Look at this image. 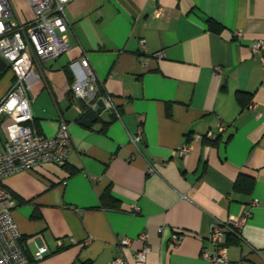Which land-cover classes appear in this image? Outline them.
<instances>
[{
    "label": "crops",
    "instance_id": "1",
    "mask_svg": "<svg viewBox=\"0 0 264 264\" xmlns=\"http://www.w3.org/2000/svg\"><path fill=\"white\" fill-rule=\"evenodd\" d=\"M17 1L27 10L15 17L30 18L28 3ZM65 12L69 48L39 61L31 112L46 136L65 120L73 148L65 166L46 162L2 181L24 254L46 245L33 264H108L127 236L124 256L136 264V237L146 233L144 264H210L201 250L213 223L239 219L255 200L227 256L229 264H264V65L249 49L264 38V0H70ZM207 17L222 30L209 29ZM82 55L119 113L103 112L90 127L71 106L66 71ZM208 130L214 140L194 137ZM138 132L135 146L130 135ZM239 174L253 178L248 193L234 189ZM107 188L119 209L99 206ZM177 230L184 236L174 245Z\"/></svg>",
    "mask_w": 264,
    "mask_h": 264
},
{
    "label": "built area",
    "instance_id": "2",
    "mask_svg": "<svg viewBox=\"0 0 264 264\" xmlns=\"http://www.w3.org/2000/svg\"><path fill=\"white\" fill-rule=\"evenodd\" d=\"M25 1L32 14L30 18L20 20L15 17L12 0H0V58L5 63L0 74L2 71L12 74L11 83L0 98V264H30L19 245L21 233L12 214V196L2 185L3 179L17 171L33 170L46 162L64 166L73 148L69 124L65 120L59 121L53 135L46 136L34 126L31 112L33 88L42 79L39 61L56 57L69 48L66 33L70 29V22L65 8L70 0ZM155 13L160 15V8ZM235 36L239 38L241 34L235 33ZM249 49L253 57L264 65V38L256 39ZM153 55L161 58L164 53L158 51ZM68 70L71 75V106L80 116L90 110L96 111L100 102L103 110L98 116L106 111L119 115L111 95L105 91L85 55L70 60ZM223 129L221 124L217 132ZM217 132L208 130L204 134L197 133L194 137L212 141ZM130 141L135 146L138 145L142 141V133L130 135ZM189 148L190 143L186 142L177 148L176 153L183 156ZM154 171V167L149 164L147 172ZM254 205L255 200L237 220L213 223L208 244L201 250V257L210 264H229L225 234L231 233L242 239L241 228L251 216V207ZM137 210L138 207H135L133 213ZM158 231L162 232V227ZM183 236L182 231H174L170 241L174 245L178 244ZM136 240L141 243V247L133 251L132 258L136 264H144L151 252L148 235L140 233ZM131 242L127 236L120 237L117 240L120 254L108 264H127L124 252L129 249ZM48 252L47 246L41 245L32 259L40 260Z\"/></svg>",
    "mask_w": 264,
    "mask_h": 264
},
{
    "label": "trees",
    "instance_id": "3",
    "mask_svg": "<svg viewBox=\"0 0 264 264\" xmlns=\"http://www.w3.org/2000/svg\"><path fill=\"white\" fill-rule=\"evenodd\" d=\"M207 26L209 29L216 31V32H220L222 30V26L217 23L214 19L207 17L205 19ZM67 71V76L69 78V81L71 82V75L68 69H66ZM5 71H2V73L0 74V79L2 78V76L5 74ZM241 95H238V99L241 101ZM65 166V165H64ZM75 170H69V172H74ZM253 185V178L243 175V174H239L237 176V179L234 183V189L242 191V192H249L251 187ZM100 207L102 208H112V209H119L120 205H119V200L116 199L115 197L112 196V194L110 193L109 189H105V191L101 194L100 196ZM242 239H240L239 237L231 234V233H227V242L226 244H237L238 241H240ZM24 253V252H23ZM29 259L30 264L34 263V260L31 257L26 256ZM81 264H89L88 262H84Z\"/></svg>",
    "mask_w": 264,
    "mask_h": 264
},
{
    "label": "water",
    "instance_id": "4",
    "mask_svg": "<svg viewBox=\"0 0 264 264\" xmlns=\"http://www.w3.org/2000/svg\"><path fill=\"white\" fill-rule=\"evenodd\" d=\"M4 66H5V63L0 58V69H3ZM99 104H100V107L96 111L90 110L81 117L80 119L81 124L87 127H90L92 123L97 121V119L99 118L98 114L101 113L103 110L102 103L100 102Z\"/></svg>",
    "mask_w": 264,
    "mask_h": 264
},
{
    "label": "rangeland",
    "instance_id": "5",
    "mask_svg": "<svg viewBox=\"0 0 264 264\" xmlns=\"http://www.w3.org/2000/svg\"><path fill=\"white\" fill-rule=\"evenodd\" d=\"M14 8L15 10L19 13L22 14V12H26L27 10V6H25L24 3H20V2H14ZM10 72H7L1 79H0V87L5 85V83H8V81L10 80Z\"/></svg>",
    "mask_w": 264,
    "mask_h": 264
}]
</instances>
